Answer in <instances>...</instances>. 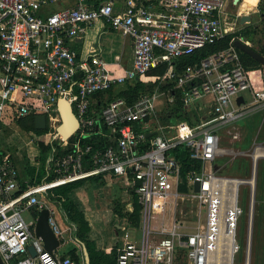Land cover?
<instances>
[{"label":"built area","instance_id":"1","mask_svg":"<svg viewBox=\"0 0 264 264\" xmlns=\"http://www.w3.org/2000/svg\"><path fill=\"white\" fill-rule=\"evenodd\" d=\"M61 1L0 0V134L3 127L16 121L45 116L47 133L32 134L31 144L57 146L46 168L51 180L37 185L22 183L12 153L0 151L3 264H77L71 257L48 252L36 235V220H26L24 213L36 208L40 214L48 209L49 225L60 239L63 232L47 194L57 187L97 177L122 186L138 197L141 206V230L130 229L128 223L119 226L123 243L116 264H175L183 256L188 264H213L216 248H222L218 254L227 263L223 252L232 243L229 236L233 229L227 233L226 222L233 215L234 264L241 250L236 234L243 215L238 192L236 205L232 195L234 180L218 178L204 169L192 178L191 192L184 193L185 182L174 155L176 148L183 147L193 160L204 165L214 162L222 153L219 128L243 116L234 102L245 92H252L253 84L233 43L230 49L188 68L178 80L176 89L183 90L187 112L194 111L204 99L213 102L208 121L195 126L182 120L162 121L166 115L161 114L158 102L166 94L159 89L161 83L153 93L143 94L133 103L114 98L101 105L96 99L109 92L126 91L136 82H145L158 66H171L177 59L234 34L241 16L230 13L229 8L241 3L159 0L161 12H153L154 7L147 5L151 0H125L121 9L115 0L98 5L74 0V8L43 14L44 8ZM98 22L132 39L130 68L120 63L111 67L98 54L78 59L71 45L83 40ZM166 78L174 80L175 75L169 73L155 81ZM254 98V106H264V90ZM60 101L71 104L79 122V129L67 140L58 133L62 125ZM196 183L200 184L199 193L194 191ZM194 203L207 207L208 220L198 232H186V224L192 219L190 207H183ZM158 206L160 213L174 207L172 224L154 213ZM160 219L163 225L158 226Z\"/></svg>","mask_w":264,"mask_h":264},{"label":"rangeland","instance_id":"2","mask_svg":"<svg viewBox=\"0 0 264 264\" xmlns=\"http://www.w3.org/2000/svg\"><path fill=\"white\" fill-rule=\"evenodd\" d=\"M250 1V3H252L251 6H243L241 11L240 6L238 7L239 9L235 7L234 9H231L232 11H230V13L235 16H241V18L236 22V32L244 30L248 25L255 27V42H250L248 45L256 48L258 51H262L264 50V20L261 22V16L264 18V0H260L261 6L258 10L260 13L257 12L256 14L253 12L256 11L254 5L257 0ZM250 14H253L252 23L248 25L246 23L242 24V15H245L244 17H249ZM114 37L118 38L116 36ZM105 58L110 60L107 56ZM250 77L253 84V90L252 92L248 91L242 94L247 101V104L244 106L247 108L253 105L249 110L250 113L247 114L244 119L229 124V126L221 132L220 149L222 150V153L217 157L214 163L209 165L207 169L218 178L245 182V184L238 185V204L242 209L243 215L239 218L236 234L237 244L240 246L241 250L238 254H236L234 264H264V157L257 160V169L255 168L254 161V156H256L257 151L264 154V137L258 138L257 135L258 127L264 124V111H260L262 110L261 107L254 106L255 93L262 92L264 90L262 71H251ZM160 106H163V102L160 103ZM15 124L16 123L11 126L3 127V133L0 134V151L5 150L12 153L15 163L17 162L16 165L22 174L24 173V163H27V165L30 166L43 167L46 163L47 156L42 153L39 147L35 144V141L29 145L32 138L28 133L22 131ZM262 127H264V125ZM44 168H42V170L45 172L46 169ZM257 171L258 185L256 181L254 184L255 188H253L246 182L251 181L254 177L256 178ZM91 181L93 180L86 181L87 188L89 187V184L92 183ZM109 187L110 189L107 190L96 188L95 191L91 188L87 191V195L84 193L82 194V197L85 196V199L86 197H89L92 202L90 207H93L94 204L98 211L99 222L96 223V225L98 224L97 231L99 230L103 239L106 240V243L109 245H115V242H118L119 240V238L115 235V230L118 229V226L123 225L124 222L121 221L118 216H115L109 202L115 198L121 200L125 195L120 189V185H110ZM187 206L188 205H186V207ZM252 206L253 212L251 211ZM189 207L190 209L188 210L191 211L189 218L191 217L192 221L190 223L187 222L186 232H198L207 223V207L203 206V208H199L198 203H194L193 206L190 205ZM174 210V207L171 208L168 206L166 213H163L164 209L160 213V207L158 206L156 211L154 210V213L156 215L158 214L160 218H165L166 224L170 225L175 217ZM252 214L253 224L250 226V216ZM24 217L28 221L31 219L30 213L28 212L24 213ZM56 217L58 223L61 224L59 217L57 216V212ZM155 224L156 223L154 222L153 225ZM161 225L163 224L160 219L158 226ZM251 227L253 228V232L252 237L250 238L249 231ZM250 243L251 250L249 253L248 248ZM74 248H76L75 243L70 241L57 249L56 253L58 257H64L71 250L73 251ZM80 249L82 251V247ZM216 249L217 253H215V256L217 257H215L213 264H227L223 261L222 256H220L221 254H218L222 248ZM68 255L70 256V253ZM180 258L175 262V264H188L185 256Z\"/></svg>","mask_w":264,"mask_h":264},{"label":"crops","instance_id":"3","mask_svg":"<svg viewBox=\"0 0 264 264\" xmlns=\"http://www.w3.org/2000/svg\"><path fill=\"white\" fill-rule=\"evenodd\" d=\"M110 1H112V0H89L90 4H93V5H95V4L98 5L100 3H105V2H110ZM158 1L159 0H151L147 4L148 6H153L154 7L153 12H161V8L158 5ZM239 2L241 3L240 11L243 8V6H247L248 5V7H249V6L252 5V3H250L251 2L250 0H239ZM115 3L117 5V8L121 9L123 7V5L125 4V0H115ZM119 6H120V8H119ZM260 6H261L260 0H257L256 4L254 5V7H256V11L253 12L254 14L259 12L258 10L260 9ZM74 7H75V1L74 0H62L59 3H56V4L53 3L50 6H47L46 8H44L43 9V14L44 15H50V14L55 13L57 11H60L62 9L74 8ZM234 8L235 7H230L229 9H230V11H232L231 9H234ZM242 16L244 17L245 15H242ZM252 17H253V14H250V16L248 17L250 20L245 22L247 25L252 23ZM261 18H262L261 22H263L264 18L262 16H261ZM248 26H250V25H248ZM114 36H116L118 38H115ZM234 43H233V46H234ZM245 44L248 45V43H245ZM71 47H72L73 50H75L77 52L79 60L89 59L90 56L98 54V55H101V57L108 64H110L111 67H113L117 63H120L125 68H130L132 66V63H133V58H134V49L133 48H134V46H133L132 39L126 38L123 35H121L120 33L112 31L103 22H98V23L94 24L91 27V29L88 31L86 37L83 40H79L76 43L72 44ZM250 47L252 48V46H250ZM237 50L238 49H236V51ZM116 52H118V53H116ZM256 52H258V51H256ZM237 53H238V51H237ZM106 56L109 57L110 60H107L105 58ZM239 57H240V55H239ZM240 59H241V57H240ZM197 65H201V63H198V64H196L194 66H190L188 68H191V67L194 68ZM160 66H164V65H160ZM166 66L168 67V70L165 73V75H163V76H150L149 75V78L146 79L145 82H141L143 84H146L147 86H149L151 84L155 85L154 91H155L156 87L158 86L157 84H159V83L163 84V85L160 86L159 89H160L161 93H165L166 96L161 97L159 102H158V109L161 112H163L161 114L166 115L165 118H162V121H164L165 119L168 118V111L171 108H173L178 103V98H177L176 92H178V93L180 92V94H181V99L180 100H181V103H182V108L185 109L184 105H183V102H182V97H183V94H184L183 90L176 89V87L178 85V80L186 74L187 69H188V68H186V70L183 73H178L175 70V61L171 64V66H169V64H167ZM260 66L261 67L259 69L255 68V69H250L248 71L251 73V71H255V70L256 71H260L261 70L262 71V77H263L264 68L262 67V65H260ZM169 73H172V74L175 75V79L174 80L166 78V80H164V82L155 81L158 78L161 79L162 77H166ZM152 82H158V83H152ZM188 86L191 87V84H189ZM263 87H264V79H263ZM238 99H239V101H238ZM96 100H97V103L101 102V105L107 104V102H109L108 95L107 96L103 95L102 97H97ZM171 100H173V102H171ZM161 102H163V106H160ZM246 104H247V101H246L244 96H240L234 102V108L244 112L243 116L238 121L244 119V117L247 114L250 113L249 110L251 109V107L253 105L246 108L244 106ZM260 107L262 108V110H260V111L263 112L264 111V106H260ZM212 109H213V102H211L210 100L204 99V100L198 102L195 105V110L191 112L193 114V113H195L197 111H200V113L202 115L201 121L200 122H196L194 124H190L187 121L186 122L189 123L190 125L195 126V125L200 124L202 121H208V120H210L209 114L211 113ZM260 111H257V112H260ZM165 121H167V120H165ZM263 122H264V112H263ZM34 125H35V122H34ZM263 125L259 126L258 129H257L258 138H263L264 137V127H262ZM6 126H11V125H6ZM227 126H229V125L222 126V127L219 128V131H218L219 136H220L221 132L227 128ZM28 134L30 135L31 138H32V134L37 135L36 133H28ZM31 142L32 141H30L29 145L31 144ZM220 143H221V137H220ZM33 145H35V144H33ZM260 158H262V157H260ZM14 162H15V159H14ZM214 162L207 163L206 165L203 164L202 171L205 169V171L207 173H212V172L208 171L207 169H208L209 165H211ZM48 164H49V162L47 163V165ZM47 165H46L45 169L47 168ZM27 166H28L27 163H24V172H25ZM32 167L39 168V167H36V166H32ZM19 171H20V169H19ZM257 174H258V171L256 173V181H257V185H258V176H257ZM20 175H21V177L23 176L21 171H20ZM22 179H23V182L31 183V179H28L25 176H23ZM47 179H48V174H47V178L44 181H47ZM89 180H93V181H91L92 183L89 184L88 188H87V183L84 182L83 186L81 188L73 191L72 193H70L68 195V198L71 199L76 204L78 209L85 215L86 220L89 222L90 227H91V231L88 234V238H89L90 241H92V242H94L96 244L97 249L99 251H113V250H116V252H117L118 249L122 246V243H123L122 238L119 235V233H120L119 226L117 227L118 229L115 230V235L119 238L118 242H115V245H109L108 243H106V240L103 239V236L100 234L99 230L97 231V225L98 224L96 225V223L99 222V215L97 213L98 211L95 208V205L93 204V207H90V204H92V202L89 199V197L88 198L86 197V199H85V196L82 197V194L85 193L87 195V191H89L91 188H93V191H95L96 188H100L102 190H107V189H110L109 186L111 184H109V181H106V180H104L102 178H99V177L91 178ZM86 181H88V180H86ZM112 185H118V184H112ZM120 189L122 190V192L124 193L125 196L121 200H118L117 198H115V199H113V200H111L109 202V204L112 206V211L115 213V216H118L121 219V221L124 222V224L128 223L130 229H132V230L133 229L141 230L142 225H143V221H142V217H141V211H140V216H139V225L132 224V222L129 219V215H128V204H129V201L131 199V195L122 186H120ZM194 191H195V188H194ZM254 196H255V193H254ZM137 199H138V197H137ZM49 202L52 205V207L55 208V211L57 212V216L59 217V221L61 223L59 225L61 227L63 235L59 239L60 242H61L60 247L62 245H64L65 243H69L71 241V242L75 243V245H76V248H74L73 251L77 250L78 253L82 254V256L84 258L83 248H82V251H81L80 248L82 246L79 244L80 242L73 236V229L71 227H69L68 224L66 223L65 218H64L62 212L60 211L59 207L57 205H55L54 203H52L51 201H49ZM117 204L119 205V207L121 209L120 213H117L116 210H115ZM186 205H188V204H184L183 208H185ZM187 208H189V206H187ZM30 216H31V219H34L37 222L38 221V217L40 216V214H38L36 217H34L32 215V213L30 212ZM165 217H166V215H165ZM125 219H127V222H125ZM162 221L166 223V219H162ZM36 225H37V223H36ZM56 251L54 252V254L57 255ZM71 251L69 253H71ZM67 255L64 256V257H60V258L71 257V256H69V255L67 256ZM235 260H236V258H235ZM84 264H85V259H84Z\"/></svg>","mask_w":264,"mask_h":264},{"label":"trees","instance_id":"4","mask_svg":"<svg viewBox=\"0 0 264 264\" xmlns=\"http://www.w3.org/2000/svg\"><path fill=\"white\" fill-rule=\"evenodd\" d=\"M264 33V29H263ZM256 35L255 27L247 26L244 30L238 31L234 34H231L227 38L218 41L214 45L207 46L201 50H198L191 56H184L175 61V70L178 73H183L186 68L190 66H194L198 63H201L203 60L210 56H214L220 52L226 51L230 48L232 43L237 40H241L244 43L255 42L254 38ZM253 48V47H252ZM258 51L256 48H253ZM243 65L247 70L260 68V64L252 59L250 56L242 53L237 50ZM260 54L264 55V50L258 51ZM168 67L166 65L159 66L157 69L151 71L150 76H163L167 72ZM155 85L143 84L141 82H136L134 86L128 87V90H119L108 93L109 102L114 98H125L130 103L136 101L141 95L146 93H153ZM166 89V88H165ZM178 103L168 111V118L165 119L166 123H175L177 120L187 121L190 124H194L196 122H200L202 119V115L200 111L195 113H189L185 109L182 108L181 103V94L180 92H176ZM35 118L29 117L23 120L16 121L15 125L18 128L23 130L26 133H36L38 136H43L46 134V131H36L35 129ZM39 149L45 154L46 163L44 166L35 168L32 166H27L23 176L28 179H31V183L33 185L41 184L47 178L46 170L45 172L42 168L46 167L49 162L52 153L57 148L56 143L53 145H46L44 143H40ZM175 158L179 164L181 169V174L183 180L185 182V186L182 188L184 193L191 192V180L194 176L201 174L203 169V162L198 160H193L191 158V153L189 150L179 147L174 150ZM45 169V168H44ZM21 177V179L23 178ZM51 180V177H48ZM47 179V180H48ZM22 183L23 179L21 180ZM86 181H78L75 183H71L68 185H64L61 187H57L52 189L47 194V199L57 205L62 212L66 223L69 227L73 229V236L88 249L91 264H116V250L113 251H99L96 247V244L89 240L88 234L91 231V227L89 222L86 220L85 215L78 209L76 204L68 198V195L73 191L81 188ZM116 212L120 213V207L116 205ZM141 206L138 203V199L135 195L131 196V199L128 204V215L129 219L134 225H139V216H140ZM31 213L34 217H36L39 213L36 208L31 209ZM70 256L76 261L77 264H83L84 258L78 253L77 250H74L70 253ZM181 259V258H180Z\"/></svg>","mask_w":264,"mask_h":264},{"label":"water","instance_id":"5","mask_svg":"<svg viewBox=\"0 0 264 264\" xmlns=\"http://www.w3.org/2000/svg\"><path fill=\"white\" fill-rule=\"evenodd\" d=\"M239 0H236L238 2ZM248 17L242 18V24L249 21ZM234 46L239 51L243 52L244 54L250 56L252 59L257 61L262 67L264 68V55L256 52L252 49L249 45L243 43L241 40H237L234 43ZM59 113L62 119V125L58 129V133L64 139H69L72 137L77 130L79 129V122L73 113V109L70 103L66 101L59 102ZM35 129L36 131H46L47 129V119L45 116H38L35 119ZM195 192H200V184L196 183L195 185ZM49 215L50 211L48 209L43 210L38 217L37 225H36V235L38 238H41L45 249L54 254V252L60 247L61 242L59 238L53 232L51 226L49 225ZM83 248V255L85 259V264H91L90 255L88 249L79 243ZM29 251L31 252L32 256L35 257L36 253L33 247H30ZM0 264H3L2 260L0 259Z\"/></svg>","mask_w":264,"mask_h":264},{"label":"bare ground","instance_id":"6","mask_svg":"<svg viewBox=\"0 0 264 264\" xmlns=\"http://www.w3.org/2000/svg\"><path fill=\"white\" fill-rule=\"evenodd\" d=\"M255 9H256V7H255ZM260 157H264V154H262L261 152H259V151H257L256 152V156H254V161H255V168H256V164H257V160L260 158ZM257 169V168H256ZM255 182H256V178L254 177L251 181H249V182H246L247 184H249L251 187H253V188H255V186H254V184H255ZM230 183V182H229ZM232 183V182H231ZM233 185L231 186V188L233 189V197H234V201H235V205H236V201H237V192H238V185H240V184H245V182L244 183H241V182H238V181H233ZM253 203H254V201H253ZM251 211L253 212V206H252V208H251ZM250 222H251V225L250 226H252V224H253V214L250 216ZM234 221H235V216L233 215V217H232V219L231 220H228L227 222H226V229H227V233L230 231V229L232 228L233 229V232H232V234L229 236V242H232L231 244H230V246L226 249V250H224V255L227 257V264H233V262H232V257H233V253H234V247H233V242H234V234H235V232H234V230H235V224H234ZM252 232H253V228L251 227L250 228V231H249V235H250V238L252 237ZM249 253H250V250H251V243H250V245H249ZM248 251V250H247Z\"/></svg>","mask_w":264,"mask_h":264}]
</instances>
